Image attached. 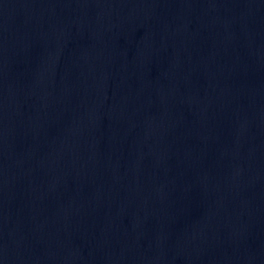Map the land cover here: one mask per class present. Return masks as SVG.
I'll return each instance as SVG.
<instances>
[{
    "label": "water",
    "instance_id": "1",
    "mask_svg": "<svg viewBox=\"0 0 264 264\" xmlns=\"http://www.w3.org/2000/svg\"><path fill=\"white\" fill-rule=\"evenodd\" d=\"M0 264H264V0H0Z\"/></svg>",
    "mask_w": 264,
    "mask_h": 264
}]
</instances>
